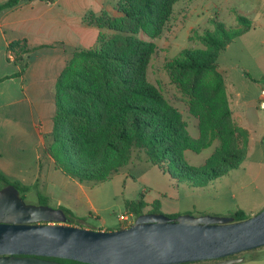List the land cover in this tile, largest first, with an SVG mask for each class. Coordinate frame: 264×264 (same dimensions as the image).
I'll list each match as a JSON object with an SVG mask.
<instances>
[{"label": "trees", "instance_id": "obj_1", "mask_svg": "<svg viewBox=\"0 0 264 264\" xmlns=\"http://www.w3.org/2000/svg\"><path fill=\"white\" fill-rule=\"evenodd\" d=\"M25 1L30 0H7L0 4V12ZM35 1L52 3L53 0ZM179 1L117 0V17L106 12L85 16L87 25L111 34L99 33L96 46L75 50L54 85L53 128L45 136V154L64 176L80 183L106 182L129 164L134 149L144 153L161 173L189 188L206 187L242 164L248 134L233 120L217 61L230 43L253 28V23L237 10L234 27L218 17L211 18V29L202 33L195 30L189 38L199 46L183 49L166 66L187 96L190 113L199 120L203 136L195 140L176 120L175 110L161 90L148 79V68L156 52L154 40L165 31ZM33 50L25 40L10 42L7 52L20 70L0 78V83L22 76L26 68L24 56ZM216 139L220 147L203 166L186 162V151L200 153ZM8 186L14 187L21 198L29 191L0 173V189ZM38 199L39 205H47L46 197L38 194ZM146 208H149L147 213H162L160 201L147 204L140 196L126 202L127 211L135 218L144 214ZM59 209L66 214L68 225L84 228L82 219L75 218L65 208ZM229 216L234 222L250 217L240 209Z\"/></svg>", "mask_w": 264, "mask_h": 264}, {"label": "rangeland", "instance_id": "obj_2", "mask_svg": "<svg viewBox=\"0 0 264 264\" xmlns=\"http://www.w3.org/2000/svg\"><path fill=\"white\" fill-rule=\"evenodd\" d=\"M233 9L242 11L243 15L252 21H264V0H181L174 6L163 34L154 40L156 52L148 68V79L161 90L175 110L176 120L195 140L203 136L199 120L190 113L186 104L187 96L166 66L183 49L199 46L198 42L189 38L195 30L202 33L204 29H211V18L218 17L227 26L234 27L237 19ZM249 34L241 41H236L226 53L225 50L220 53V65L232 63L236 61L235 56H239L242 67L249 69L251 75L255 73V70L247 65L250 63L248 53H263L264 44L254 45L252 39L247 41V38L255 36L258 41L264 40V29L259 27ZM128 36L138 38L139 34ZM233 87L241 93L245 103L246 123L251 134L249 139L250 134L245 130L248 134L247 152L238 169L208 184L206 188L199 191L185 190L177 181L169 179L166 174L151 165L144 153L134 149L129 164L106 182L79 183L52 169L48 176L42 174L40 187L30 188L23 195V201L37 206L40 194L47 197V206L55 209L57 200L65 203L70 196L72 209L77 215H81L79 219H82L84 224L107 231L120 229L118 217L128 212L126 202L136 200L140 196L147 204L160 201L162 213L165 215L187 212L191 205H196V210L210 213L222 214L240 209L250 216L256 215L264 208V138L261 140L264 137V109H254L251 100L255 102L261 89L264 90V80L251 83L237 77ZM219 147L220 141L216 139L209 148L200 153L186 151L184 157L188 164L201 167ZM148 209L146 208L144 213H147ZM253 254L263 257V261L252 264H264V247L243 253L247 258ZM244 262L235 264H245Z\"/></svg>", "mask_w": 264, "mask_h": 264}, {"label": "crops", "instance_id": "obj_3", "mask_svg": "<svg viewBox=\"0 0 264 264\" xmlns=\"http://www.w3.org/2000/svg\"><path fill=\"white\" fill-rule=\"evenodd\" d=\"M6 1L0 0V4ZM116 3L117 0H53L52 3L30 0L0 12V78L12 76L20 70V66L14 64L13 57L7 52L10 42L25 40L29 48L35 49L24 56L26 68L22 76L11 77L0 83V173L8 180L30 189L40 187L42 174L48 176L52 169L64 175L45 154V136L50 134L53 128L54 85L66 61L75 50L90 49L96 46L99 33H109L107 30L87 25L84 21L85 16L89 13L99 15L106 12L117 17ZM238 11L243 14L242 11ZM252 23L253 28L230 43L225 53L237 43L236 41L249 36L251 31H256L259 27L264 29V21ZM250 39L254 45L264 44V40L258 41L255 36L247 38V41ZM248 54L250 63L247 65L255 70L253 75L249 69L242 67L239 56H235L236 61L232 63L220 65L219 55L217 62L225 80L233 120L237 126L250 134L244 112L245 103L242 101L241 93L233 87L234 79L238 77L251 83L264 80V52ZM259 100L260 93L255 102L251 100L254 109H260ZM250 136L251 134L249 139ZM181 185L187 191H199L208 186L189 188ZM80 188L83 189L82 186ZM70 200L72 201L70 196L65 203L57 200L56 207L65 208L75 218H80L81 215L73 211ZM230 212L232 210L222 214L210 213L196 210V205H191L187 212L168 215L192 213L194 216L208 214L229 216ZM84 228L107 231L86 224ZM262 258L258 254H253L248 258L244 257L242 262L252 264L262 262Z\"/></svg>", "mask_w": 264, "mask_h": 264}, {"label": "water", "instance_id": "obj_4", "mask_svg": "<svg viewBox=\"0 0 264 264\" xmlns=\"http://www.w3.org/2000/svg\"><path fill=\"white\" fill-rule=\"evenodd\" d=\"M66 214L29 205L11 186L0 189V264H235L264 247V208L240 222L230 216L144 213L125 229L89 230ZM42 223V224H40Z\"/></svg>", "mask_w": 264, "mask_h": 264}, {"label": "built area", "instance_id": "obj_5", "mask_svg": "<svg viewBox=\"0 0 264 264\" xmlns=\"http://www.w3.org/2000/svg\"><path fill=\"white\" fill-rule=\"evenodd\" d=\"M258 107L260 109H264V90H261L260 92V100L258 102ZM135 219L136 218L134 214L131 212H127L125 214L119 215L118 222L120 225V229H125L130 227L134 223Z\"/></svg>", "mask_w": 264, "mask_h": 264}, {"label": "flooded vegetation", "instance_id": "obj_6", "mask_svg": "<svg viewBox=\"0 0 264 264\" xmlns=\"http://www.w3.org/2000/svg\"><path fill=\"white\" fill-rule=\"evenodd\" d=\"M42 224V223H40ZM52 260V259H50ZM55 262H58V263H61V264H78L76 262H73L71 261L70 263H65V262H59V261H56V260H53ZM217 261H204V262H196V263H188V264H213V263H216Z\"/></svg>", "mask_w": 264, "mask_h": 264}]
</instances>
